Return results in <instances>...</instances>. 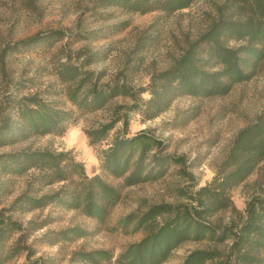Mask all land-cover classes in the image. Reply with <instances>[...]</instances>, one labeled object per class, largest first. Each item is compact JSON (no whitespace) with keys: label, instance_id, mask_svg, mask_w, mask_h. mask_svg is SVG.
I'll use <instances>...</instances> for the list:
<instances>
[{"label":"trees","instance_id":"16d2710c","mask_svg":"<svg viewBox=\"0 0 264 264\" xmlns=\"http://www.w3.org/2000/svg\"><path fill=\"white\" fill-rule=\"evenodd\" d=\"M195 2L91 0L87 10L97 21L106 22L124 14L159 12L170 16ZM207 16L206 28L198 38L188 43L171 66L152 72L146 86H135L122 72L102 81L104 72L88 68L102 59L98 52L79 48L76 61H72L70 55L63 60L61 48L51 56L52 74L63 85L61 92L71 107L36 94L8 99L3 108L7 113H0V148L34 137L63 136L80 118L103 113L102 120L84 133L103 172L121 183L114 185L99 174L88 175L84 163L69 151L22 148L0 153V175L28 176L25 190L8 207L1 206L7 189L0 186V264H10L23 253L25 259L17 264H54L52 258L36 256L33 242L58 245L104 230L123 189L160 181L173 170L185 180L176 189L178 200L144 203L140 210L109 227L142 233L140 239L126 244L118 254L111 249L74 250L67 264H164L190 244L194 247L179 264H264V108L234 135L213 177L202 185L190 172L188 157L168 152L166 142L150 130L128 135L132 113L144 121L154 119L180 97L225 96L239 83L264 77V0H220L212 3ZM129 25L126 19L98 28H54L8 43L1 56L33 48L48 54L59 42L100 41ZM199 113L196 108L183 110L168 125L179 128ZM119 123L122 130L114 131ZM254 174L258 176L253 189L240 208L232 192ZM55 185L56 189L43 192ZM51 205L79 210L98 224L93 230L71 226L46 231L27 243L48 221L30 220L24 225L12 214Z\"/></svg>","mask_w":264,"mask_h":264},{"label":"rangeland","instance_id":"374dc122","mask_svg":"<svg viewBox=\"0 0 264 264\" xmlns=\"http://www.w3.org/2000/svg\"><path fill=\"white\" fill-rule=\"evenodd\" d=\"M220 0H196L193 6L166 16L159 12L147 14H124L108 21H97L87 10L91 0H0V113L8 99L36 94L56 101L64 107H71L62 94L63 85L52 74L51 56L61 48L62 58L70 55L76 61L77 50L84 48L89 52H98L101 60L88 66L89 69L102 71V81H108L118 73H123L135 86H146L150 74L171 66L188 43L198 38L206 28L208 16L212 12V3ZM129 20L130 25L124 31L100 41H82L72 45L59 42L48 54H41L38 49H25L23 52H8L1 56L2 49L8 43H16L35 34L54 28L78 29L98 28L113 22ZM65 46V47H64ZM83 58H80V61ZM148 97V94H143ZM196 108L200 113L192 121L179 128L171 129L168 125L178 112ZM264 108V77L258 76L250 81L235 85L232 91L219 97L199 99L183 96L174 101L169 110L160 116L144 121L137 113L130 115L128 135L132 136L143 130H150L157 138L167 144V151L188 157L192 166L189 168L200 185L209 181L216 165L224 158L234 135L252 122ZM104 117L103 113L89 114L71 125L63 136L48 135L34 137L13 146L0 148V153L22 148L54 151H69L83 162L88 175L99 174L109 183L118 185L121 180L103 172L95 150L89 146L84 129L97 124ZM119 123L114 131H121ZM114 133V132H113ZM254 174L242 186L232 192L236 204L243 208L245 200L252 191V184L257 178ZM28 176L7 177L0 175V186L7 189L2 205L8 207L21 194L27 185ZM185 182L173 170L166 178L123 189L121 201L113 208L104 230L89 237L58 245H46L33 242L46 231L60 230L71 226H82L90 230L98 223L79 210H67L57 205L31 212H16L13 219L24 225L30 220L48 221L47 226L33 233L27 243L32 246L36 256L52 258L50 263L67 264L69 255L77 249H111L115 254L128 243L137 241L142 233H126L122 230H109L117 220L140 210L144 203L178 200L177 187ZM58 186L46 187L43 192ZM194 247L187 245L177 250L172 259L164 264H179L187 250ZM25 259V254L14 257L10 264H17Z\"/></svg>","mask_w":264,"mask_h":264}]
</instances>
